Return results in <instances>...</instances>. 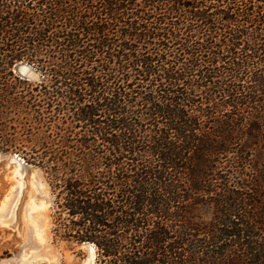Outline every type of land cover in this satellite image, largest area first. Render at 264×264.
I'll list each match as a JSON object with an SVG mask.
<instances>
[{"label":"trees","instance_id":"obj_1","mask_svg":"<svg viewBox=\"0 0 264 264\" xmlns=\"http://www.w3.org/2000/svg\"><path fill=\"white\" fill-rule=\"evenodd\" d=\"M30 119L96 264H264V0H0V133Z\"/></svg>","mask_w":264,"mask_h":264},{"label":"rangeland","instance_id":"obj_2","mask_svg":"<svg viewBox=\"0 0 264 264\" xmlns=\"http://www.w3.org/2000/svg\"><path fill=\"white\" fill-rule=\"evenodd\" d=\"M13 70L31 85L42 79L26 63ZM29 125L31 119L23 125L13 122L8 128L16 127V134L12 129L0 133V264H96L92 244L67 238L68 216L60 209L63 200L58 196L61 183L56 185L45 168L51 156L46 148L52 141L51 132H44L47 127L34 130ZM10 141L13 146L4 145ZM259 173L247 170L243 176L255 175L256 179Z\"/></svg>","mask_w":264,"mask_h":264},{"label":"bare ground","instance_id":"obj_3","mask_svg":"<svg viewBox=\"0 0 264 264\" xmlns=\"http://www.w3.org/2000/svg\"><path fill=\"white\" fill-rule=\"evenodd\" d=\"M90 264V263H89Z\"/></svg>","mask_w":264,"mask_h":264}]
</instances>
